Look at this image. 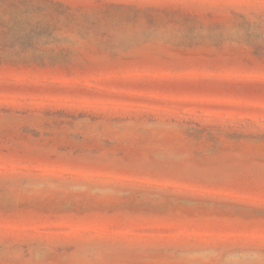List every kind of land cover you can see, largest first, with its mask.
Returning <instances> with one entry per match:
<instances>
[{"label": "rangeland", "instance_id": "rangeland-1", "mask_svg": "<svg viewBox=\"0 0 264 264\" xmlns=\"http://www.w3.org/2000/svg\"><path fill=\"white\" fill-rule=\"evenodd\" d=\"M0 264H264V0H0Z\"/></svg>", "mask_w": 264, "mask_h": 264}]
</instances>
